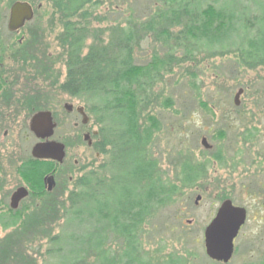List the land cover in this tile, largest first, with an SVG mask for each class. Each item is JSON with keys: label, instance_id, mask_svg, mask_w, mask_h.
Segmentation results:
<instances>
[{"label": "rangeland", "instance_id": "1", "mask_svg": "<svg viewBox=\"0 0 264 264\" xmlns=\"http://www.w3.org/2000/svg\"><path fill=\"white\" fill-rule=\"evenodd\" d=\"M10 1L0 0V44L15 45L17 36L11 35L6 27ZM24 1L40 8L18 36H23V43L27 45L34 41L29 42L32 36L41 34L43 41L38 47L41 54L37 60L52 54L54 66L43 71L37 65H31V60L22 62L17 57L14 60L9 51L0 52L1 87L10 89V97L13 98L1 102L14 104L11 109L6 107L0 111V241L11 242L16 236L22 237L26 261L54 264L50 236L81 231H77L69 216L65 215L66 209L78 203V197L74 204L70 199V193L80 188L77 179L92 172L95 180L103 181L96 187L98 193L105 189L113 190V177L119 174L122 164L124 166L129 159L131 161L132 149L127 146L122 148L124 140H120L112 129L116 123L112 127L108 121L101 125L87 113V128L74 127L75 122H80V117L75 111L66 112L62 105L65 102L74 107L89 105L86 97L68 96L59 89L65 77V56L62 51L58 57L55 54L57 40H62L59 39L63 32L60 19L62 13L65 14L63 10L67 12L68 8L57 7L51 0ZM60 1L62 4L67 2ZM173 1L90 0L83 9L85 19L77 17L84 29L85 41L80 49L83 55L90 47L105 45L125 30L130 31L133 37L129 43L132 64L142 66L154 63V68L150 70L151 81L146 85V93H140L142 100L138 107L140 125H144L141 129L145 126L146 130L152 129L151 140L143 147L144 159L155 162V174L163 184H174L180 190L173 195L172 202L152 208L147 220L138 228L141 257L149 264H170V261H178V264H221L205 254L203 230L222 196H229L236 205L242 202L239 160L231 155L240 143L245 147L243 136L253 127L249 122V113L254 104L264 98V65L251 68L241 64L238 67L234 51L230 53L229 48H202L189 55L186 50L191 47L190 42L181 41V37L187 35V13L179 17L175 10L187 3L195 7L199 0ZM243 2L246 0H242L241 8ZM201 3L205 6L206 3L215 4L216 0H202ZM246 3L248 7L255 8L253 2L247 0ZM253 14L254 11H250L248 19L251 20ZM64 20L67 24L70 22L69 17ZM235 48L232 46L231 49ZM239 88L244 91L239 98L240 105L235 106L233 99ZM31 92L39 95L38 101L26 103L23 95ZM28 104L44 105L56 113L58 127L53 138L66 145V159L56 169V186L50 194L44 198L30 191L19 203L16 213L17 209L10 211L9 198L16 187L25 183L16 173L15 166L21 158L29 155L35 141L24 131L30 116ZM102 128L104 131L101 132ZM98 129L100 137L94 138V144L89 146L82 138L83 133ZM202 137L206 138L211 149L203 147ZM217 152H221L225 159H213ZM185 163L201 170V176L190 188L182 186ZM197 196L200 199L196 203ZM56 201V215L60 217L35 218L37 213L43 217L40 212L43 206ZM14 217L18 218L16 227L5 226ZM260 218L250 219L243 227L242 233L235 239L234 253L227 264L264 262V217ZM87 226L82 235L86 240L95 238L100 229L94 224L91 228ZM107 237L111 250L124 248L122 238L110 229ZM95 258V253L89 251L83 264H94Z\"/></svg>", "mask_w": 264, "mask_h": 264}, {"label": "trees", "instance_id": "2", "mask_svg": "<svg viewBox=\"0 0 264 264\" xmlns=\"http://www.w3.org/2000/svg\"><path fill=\"white\" fill-rule=\"evenodd\" d=\"M51 1L57 7L65 6L69 11L63 10L65 14L62 13L60 21L63 23L64 33L59 39L69 42L70 78L60 88L69 91L71 96L86 97L89 105L85 107L87 113L101 125L108 121L112 127L116 123L112 129L117 132L120 140H124L122 148L127 146L129 150L132 149L131 161L127 160L125 167L122 164L119 174L113 177V190L105 189L98 193L96 187L103 181L95 180L92 172L77 179L80 188L70 193V199L72 204L75 203V198L78 197L79 200L77 205L66 209L65 215L69 216V221L77 231H81L73 230L62 236L51 235L50 241L54 248L51 258L54 264H83L88 252L92 251L96 257L94 264H149L140 254L142 243L137 236L138 228L147 220L152 208L172 202L173 195L180 190L174 184H163L155 174V162L144 159L143 147L150 142L152 129L146 130V126L141 129L144 125H140L138 107L142 100L140 93H146V85L151 81L150 70L154 68V63L142 66L132 64L129 43L133 37L130 31L125 30H121L107 44L92 46L82 55L80 47L85 41L84 29L77 17L85 19L83 9L90 0H67L65 4L60 0ZM248 1L253 2L255 8L248 7L247 0L243 2L242 8V0H216L215 4L206 3L205 6H201L202 0H199L194 4L195 7H190L191 4L187 3L181 9L176 8L179 17L187 13V35L181 37V41H186L187 44L190 42L191 47L186 52L194 55L196 50L202 48H229L230 53L234 51L238 67L241 64L251 68L264 65V0ZM250 11H254L251 20L248 19ZM66 17L70 18L68 24L64 20ZM164 18L167 19V16L164 15ZM30 39L29 42L38 38L32 36ZM232 46L237 48L231 49ZM25 56L27 53L23 54L24 58ZM51 168L50 161L28 156L19 161L15 171L32 193L46 198L50 193L43 189L42 177ZM200 176L201 170L198 167L185 163L182 186L192 187ZM57 203L43 206L40 209L43 217L37 213L35 218L43 220L53 215L60 217L56 215ZM10 211L13 212L12 209ZM17 211L18 209L15 212ZM14 218L5 226L16 227L18 218ZM93 224L100 229L99 234L86 240L82 235L83 229L86 225L91 228ZM109 229L122 238V250L110 249L107 237ZM21 238L16 236L11 242L5 239L0 241V264L26 261ZM169 263L178 264V261ZM25 264H33V261L27 260Z\"/></svg>", "mask_w": 264, "mask_h": 264}, {"label": "flooded vegetation", "instance_id": "3", "mask_svg": "<svg viewBox=\"0 0 264 264\" xmlns=\"http://www.w3.org/2000/svg\"><path fill=\"white\" fill-rule=\"evenodd\" d=\"M16 1H24V0H14L13 3ZM27 2H29V1H27ZM13 3H11L9 6V14H10V7ZM30 5L32 6L33 17H34L36 10L39 9L40 6L37 5V7H35L32 3H30ZM33 17H32V19H33ZM8 21H9V15H8ZM8 21H7V26H6L7 30L11 35L17 36L16 43H15V45H13L11 43L6 44L3 42V44H0V52L4 51V53H5L6 51H9L11 54H13L12 57L14 58V60H15V57H17L22 62H27V61L31 60L32 61L31 65H37V68L42 69L43 71H45L46 69H48V70L51 69L52 65L54 66L52 54H51V56L48 55V57L41 56L42 60H37V59H39L38 55L40 56V54H41L38 52L39 51L38 47L43 41L41 39L42 35L38 34V33L35 34V36H37L38 39H36L32 42V44H31L32 46H28L29 43L27 45H24V43H23L24 37L18 36L20 33V30L23 28H26L27 24L30 21H26L25 24L20 29L15 30V31H10L8 29ZM63 28H64V26H63ZM63 33H64V30H63ZM57 45H58V47H56L57 50H56V54H55L56 57H58V55L61 51L63 52V54L65 56V59H64L65 77H64V80L62 81V83H65L70 78V74H69V72H70L69 42L67 40L66 41L57 40ZM24 53H27V56H25V58L23 57ZM36 62H38V63H36ZM53 70H54V67H53ZM2 81L3 80H0V111L6 107L8 109H11V107L14 105L13 103H8V104L2 103V102H4V100L7 101V99H9V98L13 99L12 97H10L11 96L10 89H7L5 87H1V85L3 84ZM59 89L61 92L67 94L68 96L71 95L69 91H66L62 88H59ZM243 91L244 90L242 89V93L240 94V96L243 94ZM240 96H239V98H240ZM38 97H39V95L35 94L33 92L25 93L23 95V100L26 103L37 102ZM18 100H19V98L16 99V101H18ZM20 104L22 106H24V105L27 106V104H24V103H20ZM66 104L71 106L70 110H67L65 108ZM28 105L30 106V110H29L30 116L28 115L29 118L27 120V129L24 131H25V135H27V136L30 135L35 140L31 146V148H30L28 156L32 157L33 159H37V158H34L32 156L31 150H32V147L38 142L56 141V142H60L64 145L65 155H64L61 162H58V161L52 160V159H37V160L50 161L52 163V168H51L50 172H47L42 177L43 189L47 192H51L56 186V180H55L56 169L59 168L64 163V160L66 159V145L63 142L58 141V140L53 138L55 130L58 127V124H57L58 119H57L56 113L50 107L47 108V106H44V105H38V104H28ZM234 105L239 106L240 103H237V104L234 103ZM62 107L68 113L75 111L77 113V115L80 117V122L74 123L75 128H77L79 126H82L84 129L87 128V126L89 125V117L87 116V111H86L85 106L78 105V106L74 107V105L65 102L62 105ZM37 112H49L50 113L52 122L54 123L55 126L53 129V134L48 138H44V139L38 138L30 130L29 125H30L31 117ZM0 114H1V112H0ZM249 116H250L249 122L253 124V127H251V130L247 131V134H245L243 136L242 142L245 144V147L243 148L242 143H240L234 149L233 154L231 155V157H233V158L237 157L239 160V162H238L239 178L238 179H239V188L241 190V195H242V202L240 203V205H236L229 196L225 195V196L221 197L222 199L219 203V205H220L222 201L230 200L234 206H238V207L244 209V212H245L244 223L242 224V226L240 227L236 237L234 238V242H235V239L240 235V233H242L243 227L250 221V219L255 220V219L260 218V216L264 217V210H263L264 209V98L261 99V101L259 103L254 104V106L251 109V113H249ZM245 120H243V121H245ZM100 133L101 132L99 131V129L93 130L92 132H85V133H83L82 138L84 141H86V143L89 146H92L94 144L93 139L96 137H100ZM4 134H6V132H4ZM208 145L210 146L208 149H211L212 146L209 143H208ZM223 157H224V155L222 156L221 152H217L216 154L213 155V159H215L217 161H222L223 159H225ZM23 159H24V157H23ZM76 163H77V161L75 160L74 164H76ZM51 177L53 179L54 184H53L52 190H48L47 189V185H48L47 180H48V178H51ZM21 186L25 187L28 190V195H29V193L31 191L30 188L26 184L21 185ZM21 186H18V187H21ZM18 187H16L15 190ZM10 197H11V195H10ZM9 203H10V198H9ZM219 205H218V207H219ZM217 208H216L213 216L211 217V219L215 216ZM261 213H263V214L261 215ZM262 217L260 219H262Z\"/></svg>", "mask_w": 264, "mask_h": 264}, {"label": "water", "instance_id": "4", "mask_svg": "<svg viewBox=\"0 0 264 264\" xmlns=\"http://www.w3.org/2000/svg\"><path fill=\"white\" fill-rule=\"evenodd\" d=\"M33 17L32 6L27 1H16L10 7L8 29L15 31L20 29L26 21ZM242 89H238L234 96V103H239V96ZM67 110L70 105L65 106ZM81 111V110H80ZM85 117V116H84ZM30 130L38 138H48L53 134L54 123L49 112H37L30 120ZM201 144L205 148L210 146L205 137L201 138ZM32 156L37 159H52L61 162L64 155V145L56 141H46L36 143L31 150ZM47 189L52 190L53 179L48 178ZM28 195V190L21 186L18 187L10 197V208L16 209L19 202ZM200 196L196 197L197 203ZM244 209L234 206L230 200L221 202L215 216L206 224L203 230L204 249L207 257L213 261L227 263L232 257L234 250V238L240 227L244 223Z\"/></svg>", "mask_w": 264, "mask_h": 264}]
</instances>
